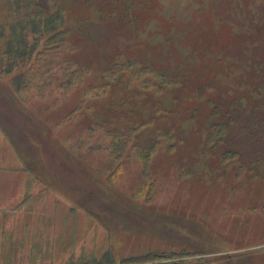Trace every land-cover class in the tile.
Wrapping results in <instances>:
<instances>
[{"label":"rangeland","instance_id":"374dc122","mask_svg":"<svg viewBox=\"0 0 264 264\" xmlns=\"http://www.w3.org/2000/svg\"><path fill=\"white\" fill-rule=\"evenodd\" d=\"M67 8L0 70V264H264V0Z\"/></svg>","mask_w":264,"mask_h":264},{"label":"trees","instance_id":"16d2710c","mask_svg":"<svg viewBox=\"0 0 264 264\" xmlns=\"http://www.w3.org/2000/svg\"><path fill=\"white\" fill-rule=\"evenodd\" d=\"M68 1L0 0L1 73L9 75L15 69H26L44 58L46 52L43 47L47 48L54 43L65 41ZM39 74L41 75L40 71ZM26 77L21 75L14 81V84H19L17 88L20 92L30 89L31 81H25ZM154 143L153 141L152 144L156 145ZM143 158H147V155ZM165 258L169 257L158 254L154 260Z\"/></svg>","mask_w":264,"mask_h":264}]
</instances>
